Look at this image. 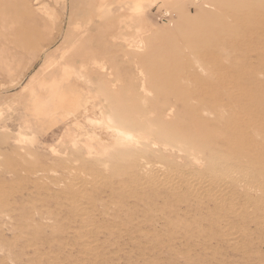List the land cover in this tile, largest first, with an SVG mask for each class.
Segmentation results:
<instances>
[{
	"label": "rangeland",
	"instance_id": "1",
	"mask_svg": "<svg viewBox=\"0 0 264 264\" xmlns=\"http://www.w3.org/2000/svg\"><path fill=\"white\" fill-rule=\"evenodd\" d=\"M101 1L0 0V264H264V0ZM102 108L203 167L87 155Z\"/></svg>",
	"mask_w": 264,
	"mask_h": 264
},
{
	"label": "bare ground",
	"instance_id": "2",
	"mask_svg": "<svg viewBox=\"0 0 264 264\" xmlns=\"http://www.w3.org/2000/svg\"><path fill=\"white\" fill-rule=\"evenodd\" d=\"M158 0H118V3L121 4V6L125 9H127L128 14L126 17V22L127 21H133L134 17H138L139 19V25L136 28L138 31L140 30V17L139 14L142 13L145 9H149L150 7L154 6ZM99 10L101 15H107L110 14L111 11V6L109 4V0H102L100 5H99ZM136 23V22H135ZM79 24L75 26L76 29L79 28ZM9 32V31H8ZM18 37V36H17ZM118 38L122 39L123 41L126 42V44L134 49L140 50L141 48L137 45L134 44V42H128V37L126 36H121L120 34L118 35ZM144 38V37H143ZM145 39V38H144ZM136 43V42H135ZM69 52V50L62 49L61 48V54L59 56L60 61H61V74L65 75L69 73V70L74 71L79 77L82 78H88L84 74V67L86 68L87 66H82L83 69L77 65H75L72 62L69 61H64V58L66 56V53ZM56 58H52L46 63V67L44 70H49L55 65ZM92 65L89 67L93 69H97L99 71L102 70H107L106 64L103 61L99 60L98 58H93L92 59ZM140 73H143L142 69H139ZM86 73V72H85ZM52 79L58 78L55 74L51 75ZM140 78V88L143 90H146L148 92L149 89H147V85H145L144 81H146V77L144 74H141L139 76ZM90 82L92 83L91 79H89ZM93 84V83H92ZM101 91V90H100ZM152 90L150 91L151 94ZM101 93V92H100ZM149 94V95H150ZM148 95V96H149ZM146 97V95H145ZM107 98V97H105ZM143 99V98H142ZM106 101V100H105ZM108 101V100H107ZM144 101V100H143ZM145 102V101H144ZM189 103V102H188ZM108 107V106H107ZM240 113V112H239ZM0 115H1V110H0ZM130 115V114H129ZM99 118L93 119L91 118V121L94 125L92 127L91 133L88 137H86L83 141V144L85 146V149L87 151V155L92 156V157H99L101 158L102 156L106 155L109 151L110 148L112 147H125L128 145H132L138 150V156H142L141 152L145 150L146 145L145 144H150V147L154 149L157 153L166 155L169 157H172L173 155H177V160L181 162L182 164H189L193 163L199 166L200 168L203 167V161L198 159L196 156H191L190 158L184 157L183 156V150L179 146H174L171 144H165L160 142L157 139H153L151 132L148 130H138V131H133L125 123L122 121L116 119L113 114H109L108 112L105 111V109H101L100 113L98 114ZM120 116V115H119ZM132 116V115H131ZM142 116V115H141ZM173 116V111H169L166 114V117L171 118ZM96 117V116H95ZM165 117V116H164ZM90 117H88L89 119ZM149 119V118H148ZM146 121V120H145ZM148 122V121H147ZM88 123V122H87ZM145 124V122H144ZM147 124V123H146ZM142 126L143 123L141 124ZM153 125V124H152ZM92 126V125H91ZM148 126V125H147ZM253 127V126H252ZM251 128V127H250ZM146 129V128H145ZM151 129V128H150ZM153 129V127H152ZM151 129V130H152ZM249 129V128H248ZM21 138L31 140V138L28 135H20ZM19 136V137H20ZM250 138V137H249ZM252 139V138H251ZM182 147V146H181ZM264 155V154H263ZM98 158V159H99ZM217 160V159H216ZM223 160V159H222ZM225 161V160H224ZM232 161V160H231ZM149 162V161H148ZM146 160H144L142 163H144V170H149L152 169L154 170L153 164L148 163ZM236 162V161H235ZM231 163V162H230ZM103 164H106V162L103 161ZM227 164V163H226ZM225 164V165H226ZM231 165V164H230ZM163 166V165H160ZM222 166V165H221ZM228 166V165H227ZM238 167V166H237ZM228 168V167H227ZM234 169V168H233ZM244 169V167H243ZM158 170V169H157ZM231 170V169H230ZM237 170V169H236ZM229 171V170H228ZM233 171V170H232ZM238 171V170H237ZM248 171V170H247ZM163 172V171H162ZM175 172V171H174ZM173 172V173H174ZM234 172V171H233ZM168 173V172H167ZM237 173V172H235ZM158 174V173H157ZM225 174V173H224ZM239 174V173H238ZM241 174V173H240ZM154 175V174H153ZM168 175V174H167ZM232 175V174H231ZM234 175V174H233ZM237 175V174H236ZM191 176V174H190ZM195 176V175H194ZM228 176V175H227ZM238 176V175H237ZM236 176V177H237ZM135 177V176H134ZM171 177V176H170ZM183 177V176H182ZM247 177V176H246ZM175 178V177H174ZM219 178V177H218ZM140 179V178H139ZM142 179V178H141ZM157 179V178H156ZM155 179V180H156ZM188 179V178H187ZM199 179V178H198ZM224 179V178H223ZM231 179V176H230ZM234 179V177H233ZM178 180V179H177ZM209 180V179H208ZM140 181V180H139ZM151 181V180H150ZM227 181V180H226ZM98 182V181H96ZM103 182V181H102ZM177 182V181H176ZM191 182V181H190ZM197 182V181H196ZM211 182V181H210ZM236 182V181H235ZM242 182V181H240ZM246 182V181H245ZM147 183V182H146ZM156 183V182H154ZM239 183V182H238ZM177 184V183H176ZM145 185V184H144ZM151 185V184H150ZM255 185V184H254ZM257 185V184H256ZM159 186V185H158ZM176 186V185H175ZM178 186V185H177ZM225 186V185H224ZM227 186V185H226ZM258 186V185H257ZM209 187V186H208ZM263 187V186H262ZM202 188V187H201ZM222 188V187H221ZM258 188V187H257ZM203 189V188H202ZM207 189V186H206ZM214 189V188H213ZM250 189V188H249ZM255 189V187H254ZM131 190V189H130ZM180 190V189H179ZM261 190V189H260ZM173 191V190H172ZM176 191V190H175ZM209 192V191H208ZM210 193V192H209ZM214 193V192H213ZM219 193V192H218ZM224 193V191H223ZM231 193V192H230ZM234 193V192H233ZM262 194V193H261ZM264 194V193H263ZM190 195V194H189ZM246 195V194H245ZM192 196V195H191ZM214 196V195H213ZM239 196V195H238ZM203 197V195H202ZM215 197V196H214ZM231 197V196H230ZM235 197V195H234ZM233 197V198H234ZM213 198V197H212ZM218 198H221V196ZM232 198V197H231ZM217 199V198H216ZM221 200V199H220ZM231 202V201H230ZM236 202V201H235ZM261 203V201H259ZM263 202V201H262ZM256 203V202H255ZM259 204V203H258ZM231 206V205H230ZM235 206V205H233ZM241 209V208H240ZM264 209V208H263ZM230 212V211H229ZM236 213V212H235ZM239 213V212H238ZM246 214V213H245ZM216 215V214H214ZM236 215V214H235ZM255 215V214H254ZM217 216V215H216ZM242 216V215H241ZM244 217V213H243ZM215 219V218H213ZM221 219V218H220ZM226 219V218H225ZM224 221V220H223ZM222 221V222H223ZM232 224V223H231ZM95 226V225H94ZM236 226V225H234ZM240 226V225H239ZM140 227V226H139ZM238 227V226H237ZM108 228V227H107ZM114 228V227H113ZM225 228V227H224ZM230 228V227H229ZM246 228V227H245ZM226 229V228H225ZM236 229V228H235ZM78 230V229H77ZM233 231L232 229H230ZM238 234V233H236ZM251 234V233H250ZM227 235V234H226ZM234 235V234H233ZM230 236V235H229ZM232 237V236H231ZM230 239V238H229ZM235 239V238H234ZM240 239V238H238ZM244 239V238H243ZM170 241V240H169ZM234 241V240H231ZM238 241V240H237ZM166 242V241H165ZM229 242V241H228ZM264 242V241H263ZM233 243V242H232ZM236 243V242H234ZM91 244V243H90ZM237 244V243H236ZM204 246V245H203ZM202 246V247H203ZM191 249V248H190ZM216 249V248H215ZM242 249V248H241ZM240 249V250H241Z\"/></svg>",
	"mask_w": 264,
	"mask_h": 264
}]
</instances>
